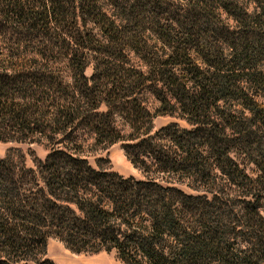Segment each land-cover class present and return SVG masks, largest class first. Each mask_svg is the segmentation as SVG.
<instances>
[{"label": "trees", "instance_id": "trees-1", "mask_svg": "<svg viewBox=\"0 0 264 264\" xmlns=\"http://www.w3.org/2000/svg\"><path fill=\"white\" fill-rule=\"evenodd\" d=\"M0 142V264H264V0H0Z\"/></svg>", "mask_w": 264, "mask_h": 264}, {"label": "rangeland", "instance_id": "rangeland-1", "mask_svg": "<svg viewBox=\"0 0 264 264\" xmlns=\"http://www.w3.org/2000/svg\"><path fill=\"white\" fill-rule=\"evenodd\" d=\"M91 70V69H90ZM89 72V71H88ZM171 122H178L182 127H188L187 122L181 118H174L170 116L157 117L154 120V129L157 130L162 126H165ZM11 147L21 148L25 154V163L29 167L34 166V162L30 153H35L38 157L44 158L47 151L43 146L36 143H25L18 144L15 142L2 143L0 142V156L3 157L7 153L8 149ZM88 161L92 165H96V160L98 157L108 158L110 161H105L102 163L106 167H110L112 170L118 172L119 174L128 177L134 176L138 179H142L143 175L140 170H138L134 165L127 159L120 143H116L107 149H98L94 152H88ZM240 163L245 165L249 170L251 165L244 158L241 153H234L233 155ZM186 192L194 193L187 188L183 187ZM54 239V238H52ZM52 245L50 248V254L47 257L54 260L57 264H122L117 258L116 253L112 252H100L97 254L92 253H73L65 247V245L58 241L52 240Z\"/></svg>", "mask_w": 264, "mask_h": 264}, {"label": "crops", "instance_id": "crops-1", "mask_svg": "<svg viewBox=\"0 0 264 264\" xmlns=\"http://www.w3.org/2000/svg\"><path fill=\"white\" fill-rule=\"evenodd\" d=\"M52 240H58V239H52V238H50L49 239V241H48V253H47V255H49L50 254V248H51V245H52ZM59 241V240H58ZM49 258V257H48ZM51 259V258H50ZM53 260V259H52ZM54 261V260H53Z\"/></svg>", "mask_w": 264, "mask_h": 264}]
</instances>
